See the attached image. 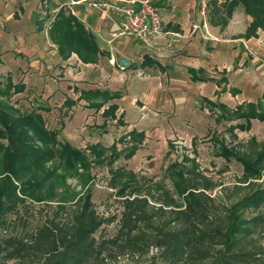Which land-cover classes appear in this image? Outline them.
Segmentation results:
<instances>
[{
  "label": "trees",
  "instance_id": "1",
  "mask_svg": "<svg viewBox=\"0 0 264 264\" xmlns=\"http://www.w3.org/2000/svg\"><path fill=\"white\" fill-rule=\"evenodd\" d=\"M238 5L253 17L245 37L264 31V0H224L223 6L230 17ZM65 11L62 8L56 14L49 29L61 56L67 58L75 52L83 62L92 63L100 53L110 55L83 21ZM36 24L39 30L43 28L42 21ZM143 61L149 63L151 58L145 55ZM25 87L9 81L6 92H23ZM2 95L0 91V98ZM116 97V93L99 89L82 91L80 96L97 110ZM117 108L112 103L103 115L115 118ZM236 113L247 123L264 121L261 102L240 105ZM3 138L8 143L0 141V260L15 264H116L123 256L145 258L144 264H264V141L256 136L234 146L216 140V154L227 162L235 159L243 169L235 184L224 186L218 197L210 192L216 184L198 170L195 160L174 161L161 178L123 166L115 168L120 157L135 155L134 143L120 150L113 144L109 154L101 143L92 144L90 157L86 150L61 140L59 130L48 128L39 109L20 112L0 99V140ZM91 163L110 166V186L122 199L112 234L101 227L115 218L98 214L90 189L76 201L73 213L65 216L68 198L60 190L66 177L60 169L68 170V177H78L85 188L94 181ZM27 199L60 203L55 215L35 229L12 230L9 217L18 213Z\"/></svg>",
  "mask_w": 264,
  "mask_h": 264
},
{
  "label": "crops",
  "instance_id": "2",
  "mask_svg": "<svg viewBox=\"0 0 264 264\" xmlns=\"http://www.w3.org/2000/svg\"><path fill=\"white\" fill-rule=\"evenodd\" d=\"M14 1L25 9V13L20 9V17L16 11L11 14L5 8L7 6L0 3V58L4 65L8 64L7 59L13 60V68L8 69L12 74L19 72L24 64L31 67V77L18 83L25 84L24 91L35 90L39 94L43 101L39 105L55 104L66 94L71 101L76 100V105L71 107L72 115L65 116L60 127L63 128V138L73 145L79 146L78 142L85 139L91 144L101 143L108 147L117 142L115 138L125 133L127 136L122 138L130 140L134 134L132 139L142 138L143 146L137 150L138 155L147 150V142L155 145L151 146V153L156 152V146H161L167 153L170 150L169 139L180 128L184 127V131L189 130L194 135H212L213 122L206 115L213 107L221 113L218 115L220 119L229 122L244 120L231 124L232 130L237 127L250 130L255 120L260 121L252 119L247 123L245 117L236 113L238 106L249 102H261L264 106V90L255 97L248 96L242 85L246 81L238 80L237 83L231 75L234 72L235 76L238 70L247 72L254 49L264 54V31L259 29L257 36L245 37L251 17L245 14L242 5L235 7L227 27L209 14L211 36H205L203 28L195 29L197 24H203L197 12V0H158L164 17V34L154 46L143 47L138 40L120 34L121 21L118 16L88 8L86 3L79 2L81 0H73L70 3L74 5L71 13L94 33L102 50L110 51V55L100 53L97 61L85 63L75 52L67 58L60 55L58 45L49 35L53 20L48 27L44 19L43 28L36 29L35 14L32 11L30 15L27 14L28 4L25 5V0ZM215 5L222 7L224 2L214 0L212 9ZM10 38L16 45L5 47L3 42ZM118 55L137 61L130 69H138L142 75H134L129 70H116L117 74L114 73L116 68L110 61ZM145 55L151 61L143 64ZM238 60L242 67L236 69ZM112 73L115 80L110 81ZM9 81L17 84L12 77H8L5 88ZM91 89L109 90L117 97L97 111L88 106L86 99H79L82 91ZM227 95L234 102H230ZM62 100L61 104L66 102L65 98ZM112 103L118 106L112 123L119 128L114 133L109 117L103 115ZM205 103H209L210 107ZM121 120L125 122L123 126L116 124ZM106 122L107 126L102 127ZM79 125L82 130L77 133L84 136L74 133ZM90 128L91 133L88 132ZM120 128L124 133H120ZM132 139L125 146L132 144Z\"/></svg>",
  "mask_w": 264,
  "mask_h": 264
},
{
  "label": "rangeland",
  "instance_id": "3",
  "mask_svg": "<svg viewBox=\"0 0 264 264\" xmlns=\"http://www.w3.org/2000/svg\"><path fill=\"white\" fill-rule=\"evenodd\" d=\"M73 0H25V5H27V14L30 15V12H34L35 14V25L37 29V21H44V19L47 21V25L49 27L51 20L56 17V14L63 9H65V13L69 14L67 12H71L73 8V4L70 5V3ZM94 0H81L79 2H83L87 4L88 8H95L90 5L91 2ZM100 2L102 0H99ZM108 4L117 3L120 1L117 0H106ZM224 2V1H223ZM0 3H4L3 5L7 6L5 8H8V11L13 14V12L16 11V13L19 14L20 17V9L23 10L22 13H25V9L19 5H17V2L14 0H4ZM160 4V3H159ZM222 4V3H220ZM213 8V7H212ZM209 10V12L206 14H201L200 8L198 6L197 12L201 16L204 25L197 30H200L203 28V32L205 36H211V32L209 29V20L208 16L209 14L217 18L222 24H224L226 27L228 23L230 22L228 19H230L233 15V13L230 15V17L227 15L226 8L224 6H218L215 5L214 9ZM98 9V8H95ZM109 12L113 15H116L119 17V15L113 10V8H108ZM235 10V9H234ZM233 10V11H234ZM246 12V11H245ZM246 15H249L251 17V21L253 20V17L245 13ZM204 16V17H203ZM221 17V19H220ZM222 17L224 19H222ZM120 18V17H119ZM248 23V21H247ZM46 27V28H48ZM163 28H164V22H163ZM239 28H242L241 25H239ZM2 30V29H1ZM0 30V31H1ZM263 31V30H262ZM121 34V33H120ZM124 35V34H123ZM125 36H129L130 38H133L134 40H138L143 47H150L154 46L159 42V39H149L148 42L142 43L141 40L136 37L135 34H125ZM51 38V37H50ZM53 41V40H52ZM5 47H12L16 45V42L12 40L11 38L7 41L3 42ZM151 44V45H150ZM253 55V60L251 61V65L248 66L247 72L238 70L235 73L231 74L238 83V80L243 82L246 81V83L242 84L245 88L246 93L248 96L255 97L256 95H259L264 90V54H262V51H256L254 49V52L251 53ZM71 55V54H70ZM122 57V56H121ZM119 55L114 58V56L111 58V63H114V73L117 74L116 70L119 71H127L129 70L132 74L141 76L142 73L138 71V69L135 71L134 65L137 61H131L129 58V65L128 67H123L120 64V58ZM132 58V57H130ZM0 58V91L1 94V100L2 101H9L11 104H14L16 108L20 110V112L24 111H30L33 109H39V111L42 112L44 119L46 120V126L48 128H60L62 122L64 121L63 118L65 116H70L72 113H70L71 110H73L70 105V101L72 100L71 97L66 94V96L61 97L62 99L65 98L66 102L61 104L64 100L59 99V101L51 104L49 103L48 106H42L39 105L43 101L40 100L39 94L35 90H27L16 93L14 92V89H11L10 91L6 92V82L8 81V77H12L14 82H23L26 77H31L33 71L30 70L31 67L24 64V67H22L19 72L17 73H9L8 69L13 68L14 62L11 59H7V62L9 64L4 65V61ZM241 61H237L236 63V69L238 67H242L240 65ZM12 63V64H11ZM139 64V63H138ZM137 64V65H138ZM138 68V67H136ZM134 70V71H133ZM110 74L109 80H115L114 76L115 74ZM56 77V76H54ZM232 77V79H233ZM134 78V77H132ZM94 81V80H93ZM8 86V85H7ZM229 96L230 102H234V99H232ZM79 99H81L79 97ZM98 100V99H97ZM69 101V102H67ZM76 100H73L71 102H74ZM102 101V100H101ZM100 102V100H98ZM76 105V104H74ZM84 105V104H80ZM208 107H210L209 103H205ZM69 106V109H68ZM87 107V105H86ZM213 107V106H212ZM91 108V107H90ZM96 109V108H95ZM44 110V111H43ZM97 110V109H96ZM98 111V110H97ZM221 113L214 109H210V113H208L206 116H209L211 118V121L213 122L212 125V131L213 134H202V135H194L191 131H184V127L180 128L178 131L175 132V136L171 137L169 139V145L170 150L168 152H165V149H163L161 146H156V152L151 153V146L154 145L152 142H147L146 149L150 152H147V150H144L143 152H139L140 154H136L131 159H125L124 157H120L117 159L114 163V167H127L128 169L135 170L137 173H140L142 175L146 176H154L157 178H161L165 175L166 167L170 164H172L174 161L176 162H185L186 157L190 158L191 160H195V162L198 164V170L204 173L205 176H208L215 184L213 190H211V194L214 197H218L219 195L222 196L223 194V188L224 186H233L235 184L236 180L239 176L242 175L243 169L242 165L233 159L231 162H227L222 156L216 154V146L215 142L216 140H222L224 141L228 146H234V145H242L246 144L252 135H256L257 138L260 141H264V122L255 120L253 123V127L250 130H242L241 128L237 127L235 130H232L231 124H235L237 122H244V120H237L229 122L227 119H220L218 115ZM109 120L111 121L110 128H112V132L114 133V130H117L119 127H115L113 122L114 118L109 117ZM238 123V124H239ZM118 125H124V120H121V122L116 123ZM241 125V124H239ZM94 125H92L93 127ZM107 126V122L102 127ZM57 128V129H58ZM59 130V138L61 140H65L63 138L62 130L63 128L58 129ZM81 126L79 125L76 130L75 134L78 131H81ZM96 130V128H94ZM122 130L121 128L119 131ZM61 131V133H60ZM88 132H92L91 128L88 130ZM124 131L122 130V132ZM78 135L84 136V134L77 133ZM125 134V133H124ZM120 134L118 138H115L117 142H114L113 144H116V147L120 150L122 148H125V145L128 141L132 139H126L125 137L121 136H127V134ZM135 135V134H134ZM132 135V136H134ZM143 136V135H139ZM135 137V136H134ZM140 139H132V142L136 145L137 150L143 146V140ZM2 143L7 144V139L3 138L0 140ZM132 143V145H133ZM96 144V143H95ZM112 144V143H111ZM107 148L109 149L108 153L111 152L110 146ZM77 146L76 144L74 146L84 149L87 151V153L91 154L90 157H92V153H90V145H92L88 140H82L81 142H78ZM103 145V144H102ZM105 146V145H104ZM155 146V145H154ZM106 147V146H105ZM137 152V151H136ZM144 155V156H143ZM57 164V163H56ZM184 164V163H182ZM186 164L188 166L191 165L190 161H187ZM110 166L106 164H96L91 163L90 167V173L94 181H91L88 186L84 188L83 185L80 184V181H78V177H68L70 172L66 169H60V172L66 177V185L64 188L60 190V193L65 197L68 198V202H65L67 210L65 211V216L68 217L70 214L73 213L75 208L77 207L76 201L81 197H84L87 194V190H92V201L94 204V208L98 212V214L101 217H105L106 219H113L114 221L108 223H104L101 229H107V232L109 234H112L116 230V224L117 220L120 218L121 211H122V199L120 197H117L115 194V189H113L110 186ZM168 185L170 186V181L167 180ZM62 202V201H61ZM60 202H47V201H32L30 199H27L26 205H24L22 208H20L18 213L11 214L10 219L12 220V226L14 229L12 230H32L38 227L39 225L43 224V222L46 221V219L50 216L55 215L57 212V204ZM66 217V219L68 218ZM101 232V230L99 231ZM99 234V233H98ZM145 258L142 259H132L131 257H120L116 264H144ZM0 264H15L12 261H6V260H0ZM206 264V263H203Z\"/></svg>",
  "mask_w": 264,
  "mask_h": 264
},
{
  "label": "built area",
  "instance_id": "4",
  "mask_svg": "<svg viewBox=\"0 0 264 264\" xmlns=\"http://www.w3.org/2000/svg\"><path fill=\"white\" fill-rule=\"evenodd\" d=\"M105 1L94 0L90 5L104 12H109L110 7L113 8L120 17L121 34H135L145 44L149 39H159L164 34V17L158 6V0H117L120 2L113 4ZM213 1L197 0L201 14L204 15L211 10ZM217 1L223 2L224 0ZM199 27L200 25L197 24L195 29Z\"/></svg>",
  "mask_w": 264,
  "mask_h": 264
},
{
  "label": "water",
  "instance_id": "5",
  "mask_svg": "<svg viewBox=\"0 0 264 264\" xmlns=\"http://www.w3.org/2000/svg\"><path fill=\"white\" fill-rule=\"evenodd\" d=\"M120 64L123 66V67H128L129 65V60L125 57H121L120 58Z\"/></svg>",
  "mask_w": 264,
  "mask_h": 264
}]
</instances>
